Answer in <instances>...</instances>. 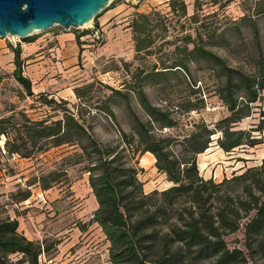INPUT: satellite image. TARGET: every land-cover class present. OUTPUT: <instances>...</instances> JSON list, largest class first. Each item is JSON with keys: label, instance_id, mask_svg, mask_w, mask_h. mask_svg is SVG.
I'll use <instances>...</instances> for the list:
<instances>
[{"label": "trees", "instance_id": "trees-1", "mask_svg": "<svg viewBox=\"0 0 264 264\" xmlns=\"http://www.w3.org/2000/svg\"><path fill=\"white\" fill-rule=\"evenodd\" d=\"M167 6L171 13L180 11L186 17L183 0H170ZM155 16V12L134 14L129 25L134 48L131 62L156 55L160 51L156 50L157 42L162 45L168 38L167 28L154 22ZM212 16L217 13L209 18ZM190 21L201 23L183 37L182 58L175 57L168 64L159 58L149 69L137 65L134 72L129 71L132 64L124 61L123 69L130 73L133 84L123 83L119 90L103 86L110 94L95 106H71L51 94H35L31 81L23 75L25 62L20 46H9L14 66L11 78L18 86L16 98L31 100L30 109L37 111L38 106V110L47 111L34 117L24 110L16 112L11 105L7 111L10 114L0 116V160L14 156L28 160L51 149L74 147L76 151L62 159L63 167L33 178L27 186L37 185L47 191L67 181L65 164L81 165L97 204L91 223L100 228L109 243L108 264H264V158L260 166L219 183L204 179L197 164V157L208 150L217 134L216 145L226 154L260 143L251 134L262 131L263 125L247 132L234 127L251 115L252 105L264 94V0L249 4L244 15L234 21L207 23L195 15ZM159 30L161 33L155 34ZM30 37L23 41L28 42ZM238 45L245 60L231 66L229 61L237 60ZM191 66L214 74L218 82L214 93L229 116L213 124L203 120L194 123L178 138L164 132L177 125L173 118L176 108L154 106L143 86L164 92L170 77L182 73L195 87ZM5 78L0 72V84ZM91 88L92 84L77 87L73 94L79 102L85 101ZM132 99L148 122L137 116L130 104ZM122 101L130 118L128 135L117 120ZM183 107L186 113L197 112L204 108V101L199 97ZM93 112L113 122L120 133L116 143L104 144L93 137V126L87 120L94 118ZM146 153L153 156L154 167L165 176L168 188L144 193L138 164ZM30 196L28 188H18L11 195L14 203L27 201ZM5 206L0 205V264H39L38 257L45 255L49 246L45 241L28 240L19 232L18 220L8 215ZM238 232L242 238L229 248L226 237ZM13 256L18 258L13 260Z\"/></svg>", "mask_w": 264, "mask_h": 264}, {"label": "rangeland", "instance_id": "rangeland-1", "mask_svg": "<svg viewBox=\"0 0 264 264\" xmlns=\"http://www.w3.org/2000/svg\"><path fill=\"white\" fill-rule=\"evenodd\" d=\"M116 1L113 0L99 16ZM146 1L128 0L127 2L137 6L142 3L146 4ZM152 2L149 1L148 5L153 4ZM184 2L186 4V17H182L180 11L171 13L165 4L150 6L146 10V13L155 12L157 14L154 17V22L158 21L167 28L166 36L168 38L163 41L162 45L157 42L156 50L159 48L160 51L156 55L138 62H131L132 59L126 61L132 64L129 68L130 72H134L137 65H140V68L149 69L160 59L168 64L167 62H172L175 57L182 58L183 37L187 33H193L194 28L201 23L190 21L192 15L197 16L202 22L218 21L223 24L228 20L239 19L244 15L245 8L249 7V4L252 5L255 0H198L197 3L195 0H187ZM223 5L225 7L221 8L220 6ZM176 9H179V6H176ZM215 12L217 16L209 18ZM205 17L208 18L205 19ZM95 19L88 26L78 30L53 27L40 33L39 36L50 34V32L69 35L74 32L89 30L92 29ZM160 33L161 30L155 32V34ZM96 36V38L91 39L92 42L86 43L93 47L90 48L93 51L92 56L89 54L83 55L82 58L79 56L77 62L74 61L73 64H57L58 60H62L60 58L64 54L56 55L55 52L54 57L51 56L52 53H47L45 56L43 55V59H38L39 56H36L34 59L37 60L34 63L25 64L23 75L32 82L35 94L42 93L40 90H43L47 94H56V100H66L71 106L84 103L95 106L105 101L110 94L103 86L119 90L123 83L132 85L130 73L127 74L123 69L124 61L122 59L96 55V50L105 43L103 35L97 34ZM22 43H24L23 39L0 38V72L8 77L0 84V116L9 115L10 113L7 111L10 110L11 105L15 106L16 112L24 110L34 117L43 116L47 111V108L38 110V106H36L37 111L34 108L30 109L31 100L20 101L16 98L18 86L11 78L14 66L9 46H20ZM49 45L54 49L59 48L57 41H51L38 53L45 50ZM235 51L237 60L229 61L231 66H237V62L241 64L245 60V56L242 55L244 53H241V45H238ZM191 69L197 80L195 87L189 85L182 73L180 76L170 77L169 86L164 92H161L158 87L143 86V91L154 106L176 108L173 109V118L177 125L174 129L164 132L178 138L186 135L193 128L194 123L203 120L207 124H213L229 116L214 93L218 84L214 74L211 71L200 70L196 66H191ZM89 84H92L90 93L84 99L85 101L79 102L73 94V89ZM199 97L204 101V108L197 112L186 113L183 106L190 100H198ZM130 104L140 120L144 123L148 122V117L141 110L136 100L132 99ZM124 108L125 101H122L117 120L122 130L128 135L131 132L127 126L130 118ZM92 114L96 113L93 112ZM87 120L93 126L92 135L98 142L116 143L119 140L120 133L105 115L96 114L93 119ZM261 125H263L262 131L251 134L252 137L259 140V144L254 147L242 146L229 154L222 152L217 147L216 141L219 134L212 137L208 150L197 157L200 175L207 177L211 173V179L219 183L226 177L240 175L247 168L261 165L264 158V94H262L260 101L252 105L251 115L235 125L234 130L247 132ZM155 132L158 131L155 130ZM75 151L74 147L69 146L51 149L47 153L28 160L20 159L17 156L4 157L0 160V205H6L8 215L18 220L19 232L23 234L26 232L28 238H34L31 241L39 243L45 241V246H49V251L45 253L46 263L41 261L40 264H108L109 243L100 228L91 223L92 214L96 210L97 204L88 186V175L83 173L81 165L66 167L65 164L67 181L63 182L62 180V183L54 185L47 191H41L37 185L27 186L33 178L49 171L59 170L63 167L61 166L62 159ZM148 158L151 156L144 154L139 158L138 164V167L142 168L138 178L143 184V191L146 194L154 190L162 191L170 185L165 176L156 171L155 161ZM18 188L30 189L31 196L27 201L21 203L12 201L11 195L16 194ZM35 238L37 239L35 240ZM241 238V232L226 237L229 248L235 246V242ZM12 258L16 260L18 257L13 256Z\"/></svg>", "mask_w": 264, "mask_h": 264}, {"label": "crops", "instance_id": "crops-1", "mask_svg": "<svg viewBox=\"0 0 264 264\" xmlns=\"http://www.w3.org/2000/svg\"><path fill=\"white\" fill-rule=\"evenodd\" d=\"M127 1L128 0H117L108 10H106L101 16L95 19L92 29L83 30L81 32H74L73 34L69 35L63 33L57 34L55 32H50V34H45L43 36H39L40 34L33 35V37H30V40L28 42L24 41V43L20 45L21 58L24 60L26 65H29L30 63H34L37 60L34 59L36 58V56H39L38 59H43L47 53H52L51 56L54 57L55 52L56 55H59V53L64 54L60 58L62 60H58L57 64L70 65L73 64L74 61L77 62L79 56L80 58H82L83 55L86 56L87 54L92 56L93 51L90 50V48L93 47L91 45H87L86 43L92 42L93 40L91 39L96 38L97 34H101V36H104L105 43L100 49L96 50L95 53L98 57H106L112 59L120 58L125 62L133 59L134 48L131 28L129 27V25L134 14L146 13V10H148L150 6L159 4L167 5L168 1L170 0H147L146 4L142 3L137 6L129 4ZM149 1H153V4L148 5ZM51 41H57L59 44V48L54 49V47L49 45L45 50L38 53L40 49H44L45 45L47 43H50ZM32 90L34 93H36L33 84ZM40 92L44 93L43 90H40ZM51 95L55 96L56 94ZM146 154L150 155L152 160L154 161V158L151 154ZM203 178L210 179L211 173H209V176ZM23 235L28 240L34 239L28 238L26 232ZM36 239L37 238H35V240Z\"/></svg>", "mask_w": 264, "mask_h": 264}, {"label": "water", "instance_id": "water-1", "mask_svg": "<svg viewBox=\"0 0 264 264\" xmlns=\"http://www.w3.org/2000/svg\"><path fill=\"white\" fill-rule=\"evenodd\" d=\"M113 0H0V38L24 39L53 27L78 30Z\"/></svg>", "mask_w": 264, "mask_h": 264}, {"label": "built area", "instance_id": "built-area-1", "mask_svg": "<svg viewBox=\"0 0 264 264\" xmlns=\"http://www.w3.org/2000/svg\"><path fill=\"white\" fill-rule=\"evenodd\" d=\"M140 0H138L139 2ZM43 261V263H46V259H45V255L44 253H41L40 256L38 257V262L40 264V262ZM50 262V261H49Z\"/></svg>", "mask_w": 264, "mask_h": 264}, {"label": "bare ground", "instance_id": "bare-ground-1", "mask_svg": "<svg viewBox=\"0 0 264 264\" xmlns=\"http://www.w3.org/2000/svg\"><path fill=\"white\" fill-rule=\"evenodd\" d=\"M88 25H89V24H88ZM88 25H87V26H88ZM11 38H13V37H11Z\"/></svg>", "mask_w": 264, "mask_h": 264}]
</instances>
